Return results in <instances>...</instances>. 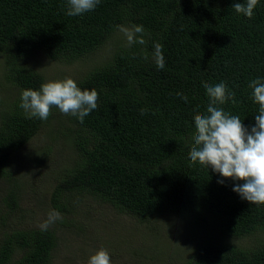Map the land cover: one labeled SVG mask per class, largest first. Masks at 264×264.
I'll return each instance as SVG.
<instances>
[{
    "label": "trees",
    "instance_id": "1",
    "mask_svg": "<svg viewBox=\"0 0 264 264\" xmlns=\"http://www.w3.org/2000/svg\"><path fill=\"white\" fill-rule=\"evenodd\" d=\"M236 2L245 0H101L93 11L68 16L66 0H0L4 83L17 90L0 100V264H53L59 230L69 231L76 212L89 216L84 200L110 204L155 230L166 217L215 228L220 235L193 245L181 264H264V204L242 200L231 179L219 184L211 169L190 162L194 120L209 104L205 85L223 81L235 103L218 106L248 127L255 122L259 106L248 84L264 77V0L251 19L235 12ZM135 25L144 28L137 42L129 45L125 33L114 37ZM156 45L164 69L156 66ZM99 50L100 61L71 77L99 94L83 123L55 106L45 121L26 117L21 91L51 81L26 61L42 54L72 64ZM44 132L50 143L64 139L72 152L47 203L62 227L51 223L47 231L32 219L15 221L20 194L6 186L14 158Z\"/></svg>",
    "mask_w": 264,
    "mask_h": 264
},
{
    "label": "rangeland",
    "instance_id": "2",
    "mask_svg": "<svg viewBox=\"0 0 264 264\" xmlns=\"http://www.w3.org/2000/svg\"><path fill=\"white\" fill-rule=\"evenodd\" d=\"M120 34H124L122 29L114 37L120 38ZM101 51H105L104 47ZM101 51H96L87 61L79 60L72 64L48 60L42 54H36L26 62L39 69L50 80L63 76L74 78L78 72L92 66L91 60L100 61ZM16 93L17 90L4 83V65L0 57V100L5 97L14 98ZM44 134L26 146V153L14 158L13 167L11 166L13 180L9 184L6 182V186L15 189L17 186L20 194V212L15 219L17 223H25L29 219L40 223L48 220L51 210L47 203L53 183L72 158L71 149L64 139H59L58 143H50L47 141L48 133ZM47 145L51 150L43 153ZM37 154H41V158L36 159ZM2 184L5 186V182ZM98 202L84 200L82 209L85 213L88 208L89 216L84 217L83 213L76 212L74 216L77 220L74 225L71 224L69 231L59 230L61 240L52 256L53 264H86L88 257L99 248L108 250L112 264H140L136 262L137 259L144 264L145 258L149 260V257L155 258L154 264H181L193 245L208 235H220L213 227L209 226L207 230L197 225L194 228L191 219L188 222L175 221L179 219L176 217L157 220L155 230L150 221L138 222L118 213L110 204ZM81 220L85 222L82 223ZM55 225L62 227L59 223Z\"/></svg>",
    "mask_w": 264,
    "mask_h": 264
},
{
    "label": "clouds",
    "instance_id": "3",
    "mask_svg": "<svg viewBox=\"0 0 264 264\" xmlns=\"http://www.w3.org/2000/svg\"><path fill=\"white\" fill-rule=\"evenodd\" d=\"M68 16H80L93 11L101 0H66ZM262 0L236 2V13L251 19L254 10ZM129 45L136 41V34H142V25L132 30L122 29ZM140 44L144 43L139 39ZM155 62L158 69H164L165 61L160 45L155 46ZM253 103L258 111L254 124L248 127L238 115L226 112L222 107L226 102L235 103V93L228 90L221 81L215 85H205L204 92L209 104L204 115L197 112L194 120L196 136L191 149L190 162L199 163L217 174V183L224 184L225 179L233 181L232 191L242 200L253 204H264V77L249 82ZM98 92L95 89H82L71 77L44 82L38 89H24L20 93L19 107L27 118L48 119L50 109L55 106L63 114H71L83 123L84 118L97 108ZM178 100L187 107L189 101L178 95ZM237 181H242L237 183ZM59 219V213L52 211L47 221L40 225L47 231L49 225ZM86 264H112L107 249L99 248L92 253Z\"/></svg>",
    "mask_w": 264,
    "mask_h": 264
}]
</instances>
